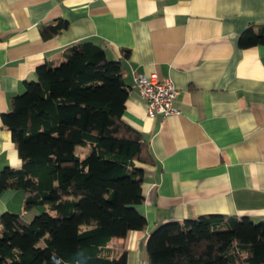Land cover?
<instances>
[{"label": "crops", "instance_id": "crops-1", "mask_svg": "<svg viewBox=\"0 0 264 264\" xmlns=\"http://www.w3.org/2000/svg\"><path fill=\"white\" fill-rule=\"evenodd\" d=\"M58 20L66 28L43 38ZM263 26L264 0H0V171L21 167L1 116L38 67L88 41L120 63L129 88L122 119L152 156L141 165L137 208L146 226L123 240L126 264H148L147 239L164 224L206 215L264 222V45H238ZM150 75L173 83L177 115H147L132 85ZM24 199L2 192L0 215L22 214Z\"/></svg>", "mask_w": 264, "mask_h": 264}, {"label": "trees", "instance_id": "trees-1", "mask_svg": "<svg viewBox=\"0 0 264 264\" xmlns=\"http://www.w3.org/2000/svg\"><path fill=\"white\" fill-rule=\"evenodd\" d=\"M65 28L58 20L41 35ZM238 45H264V26L246 30ZM128 93L120 63L84 41L57 65L38 67L12 100L1 119L21 167L0 171V194L22 191L24 212L45 211L29 223L0 215V264H126L123 240L146 226L137 210L141 165L152 163L142 134L122 119ZM146 257L148 264H264V222L206 215L164 224L148 237Z\"/></svg>", "mask_w": 264, "mask_h": 264}, {"label": "built area", "instance_id": "built-area-1", "mask_svg": "<svg viewBox=\"0 0 264 264\" xmlns=\"http://www.w3.org/2000/svg\"><path fill=\"white\" fill-rule=\"evenodd\" d=\"M132 88L146 103V113L149 117L162 115L164 117L177 115L174 107L176 89L169 79H158L154 75L134 76Z\"/></svg>", "mask_w": 264, "mask_h": 264}, {"label": "rangeland", "instance_id": "rangeland-1", "mask_svg": "<svg viewBox=\"0 0 264 264\" xmlns=\"http://www.w3.org/2000/svg\"><path fill=\"white\" fill-rule=\"evenodd\" d=\"M81 155L83 156L84 154L81 153ZM31 210H32V213L28 214V212H31ZM31 210L28 211V212H24V213H23V210H22L21 211L22 214L20 213L18 215H20L23 218V220H25L27 223H29V222H31L34 219V217L38 216L39 214H41L42 212L45 211V209L42 208V207H35V208L31 209ZM9 213H12V212H9ZM15 214H17V213H15Z\"/></svg>", "mask_w": 264, "mask_h": 264}]
</instances>
